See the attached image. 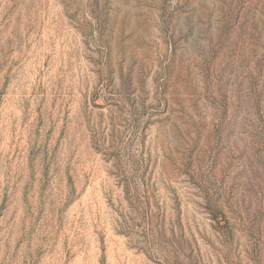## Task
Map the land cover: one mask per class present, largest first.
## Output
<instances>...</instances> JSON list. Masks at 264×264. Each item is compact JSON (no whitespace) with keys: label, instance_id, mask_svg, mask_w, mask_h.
Masks as SVG:
<instances>
[{"label":"rangeland","instance_id":"obj_1","mask_svg":"<svg viewBox=\"0 0 264 264\" xmlns=\"http://www.w3.org/2000/svg\"><path fill=\"white\" fill-rule=\"evenodd\" d=\"M0 264H264V0H0Z\"/></svg>","mask_w":264,"mask_h":264}]
</instances>
